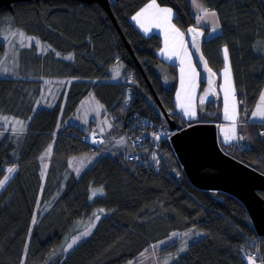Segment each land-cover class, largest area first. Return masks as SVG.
<instances>
[{
	"label": "trees",
	"instance_id": "trees-1",
	"mask_svg": "<svg viewBox=\"0 0 264 264\" xmlns=\"http://www.w3.org/2000/svg\"><path fill=\"white\" fill-rule=\"evenodd\" d=\"M148 1L111 0L115 20L99 3L76 0L20 2L13 11L0 14L4 23L8 19L46 45L41 70L37 57V70L29 76L0 77V180L10 167L18 169L0 191V264H128L158 242L193 227L202 229L203 237L184 251L172 243L169 264H249L252 258L244 254L264 253V238L244 204L226 192L192 184L167 134L158 135L168 161L159 173L103 154L88 169H70L65 181L60 177L40 193L42 155L49 146L53 145L50 158L55 165H69L73 155L98 151L77 139L83 130L59 129L61 119L74 114L90 94L106 106L121 130L126 119L139 129H149L153 121L168 130L156 109L157 98L182 125L196 122L178 115L175 93L162 90L152 74L154 63L164 62L159 55L162 38L145 34L131 20ZM157 1L173 8L181 29L195 24L190 0ZM200 1L217 12L222 28L204 43L218 86L227 46L240 112L252 114L264 90V0ZM5 50L0 39V56ZM120 64L123 67L114 73ZM170 67L177 81V69ZM119 73L123 80L115 81ZM48 77L58 80L53 88L60 87L50 104L45 99ZM204 108L210 113L201 114L197 122L223 121L222 97ZM248 124L249 141L220 144L243 162L259 163L264 173V122ZM95 188L103 193L93 195ZM94 215L99 217L95 223ZM87 218L89 228L95 225L91 234L66 249V235H77L76 224Z\"/></svg>",
	"mask_w": 264,
	"mask_h": 264
},
{
	"label": "rangeland",
	"instance_id": "rangeland-1",
	"mask_svg": "<svg viewBox=\"0 0 264 264\" xmlns=\"http://www.w3.org/2000/svg\"><path fill=\"white\" fill-rule=\"evenodd\" d=\"M190 2H191V5L193 6V12L195 13V15H194L195 16V24L190 25V26H195V27L200 28L204 31H205V29L203 27H207L209 29V31L208 32L205 31L206 32V39L207 38L209 39V38H212V37L219 35L222 32V28H221V24H220L217 12H216V14H217L216 18L210 17V18H207L205 20H198L197 18L201 15V13L198 10V8L196 7V5H198L200 2L199 5H203V7H205V8H206V6L200 0H190ZM145 5H143V7ZM163 6H167V5H163ZM143 7H141L137 12H139ZM168 7H170V6H168ZM170 8H172V7H170ZM207 9H209V8H207ZM209 10H211V9H209ZM212 11H214V10H212ZM174 16H175V12H174ZM174 16H173V22L175 23ZM5 19H7V18H5ZM7 20H5V21L8 24L4 23L3 20L0 18V39H1V42H3L6 45L5 53L0 56V77H17V78H20V77L29 76L31 73H33L34 71L37 70V68L35 66V62L33 60V58L36 60L37 57L41 58L40 59V65H39L40 70H41V66L43 65V60L45 58L44 49H45L46 45L41 40L39 41V39H37L35 37H31L30 35L26 34L24 30H22L21 28H19L17 26L12 25L13 23L10 22L9 20L7 21ZM131 20H132V18H131ZM142 21H143V23H145L147 21V19L145 17H143ZM175 25H176V23H175ZM217 25H219L217 31L212 32V28H216ZM178 28L180 30H182L186 36V30L187 29L183 30L180 27H178ZM17 32H22L24 34V39L22 41H21V37H19L17 35H13V33H17ZM156 34H158V33H156ZM29 37L32 39L31 40L27 39ZM186 39H187V36H186ZM187 43L189 46V50L191 51V53L193 55V50L189 45L188 39H187ZM162 48H163V39H162V46L159 49V55L161 54L160 52H161ZM45 51H46V49H45ZM203 53H204V44H203ZM228 53H229V51H228ZM193 58H194V55H193ZM223 60H224V65L221 69V72L225 68V63H227L224 56H223ZM229 60H230V56H229ZM194 61L196 63V66H197V69L199 72L200 90H198V92L196 90V92L194 94L191 91L190 96H189L186 89H181L179 94H178L179 104L177 105L176 100H175L177 90H178L177 89L178 77H177L176 88L174 91V93H175L174 100H175L177 108L182 103H184L185 105L191 103L193 106V110L195 111L196 114H195V116H189V115L185 116V114H182L178 109L176 110V112L178 113V115L182 116L184 118V120H186L187 122L188 121H196V122H193L192 124H194V123H216L217 126L223 125L224 124L223 122H218V123L217 122H197V120H199L201 114L210 113L208 110H206L204 108L210 102L207 103L206 105L205 104L202 105L198 102L199 94L201 93V91L203 90L205 85L202 83V74H201L199 65L197 64L195 58H194ZM164 62L167 63L170 67L171 63L166 62V61H164ZM230 66H231V62H230ZM121 67H123L122 64H120L119 66H116L114 73H116L117 70H120ZM175 67L177 69L176 65H175ZM141 69L143 70L142 66H141ZM231 69H232V66H231ZM170 70H171V67H170ZM177 73H178V71H177ZM119 75H121V74L119 73L118 76ZM56 79L57 78L54 79V78L48 77L45 81V88H46L47 93H48V95L46 94L45 99L49 100V104L52 103L54 99H56V94L54 92H58V90H60L59 85H58V87L56 86L55 88L52 87V85L58 81ZM114 80L120 81V80H123V78L120 77L119 79H116V76H114ZM124 81H127L129 83H135L136 85H138L137 82L134 81L132 78H128V79L125 78ZM218 81H219V77H218ZM218 81L216 82V84H217V87H218L219 92H220L219 86L221 85V80H220L219 86H218ZM201 87H203V88H201ZM262 94H264V90H263ZM262 94H261V96H262ZM220 97H221V94H220ZM157 101H158V98H157ZM45 102H47V101H45ZM211 102H216V101H211ZM260 103H261V97H260L258 104H260ZM222 104H223V100H222ZM156 109L158 110L159 114L161 115L163 125L168 126L169 129H171L162 109L160 108L161 109L160 110L157 107V105H156ZM182 110L185 112L184 108H182ZM256 111H257V107L253 113H255ZM236 112L238 113L237 114V116H238V120H237L238 123L237 124L239 125L238 131H236V129H235V133H233L232 129H230V127H228L227 128V130H228L227 131V137H231V136L235 135L236 137H238V140L236 141V139H230V140H227L228 143H233V142L237 143L240 141L241 142H247L250 140L251 132H250V127H249L248 121L249 122H264V117L253 115V113L248 114L246 112H240L239 105L236 109ZM170 117L172 118L173 121L180 124L182 127H187L189 125H192V124H190V122H188L189 125L184 126L175 118V116L170 115ZM150 124L154 126L153 121H149L147 126L150 127ZM68 126L77 127L79 129L83 130V132L86 131V133L79 132L82 135V139L85 140L87 138L86 135H89L91 142L95 141L96 143L100 144V145L96 146V150H98V151H92V152H88V153H84V154L73 155L69 158V165H67L65 163V161H64V165H62V164L61 165H55L53 160L50 158L52 153H53V145L49 146L42 155L43 160L41 162H43V163L41 164V175H42V182L43 183H42V186L40 188V193H44V190H45L47 184L50 183L51 186H53L54 183L56 184V180H58V178H60V177H62L63 181H65V179L67 178L68 171L70 169H75L76 171L80 170V169H83V171L88 169L103 155V153L109 154L112 156H117L114 154L117 152L119 154V156H117V157L121 158L122 161L126 162L127 164H131L136 168L144 169V167L140 165V163L142 161L138 158V156H137V159L136 158L131 159L129 157L131 154H134L135 152H137V147L132 142V138L134 136H138L139 134H141L144 131L143 126H141V129H139L135 123L126 119V120H124V128L121 130V128L118 126V123L115 122L114 119L109 117L108 109L97 98V96L95 94H90L87 97H85L83 99V101L80 103L79 107L77 108V110L75 111L74 114L69 115V117L65 118L64 120L61 119V121L59 123V129L66 128ZM154 127L157 128L160 126L155 125ZM221 130L225 131V127H222ZM177 132H172L170 130H166L167 137H170L167 139L171 140V138ZM239 137H243V139H240ZM220 141L221 140L219 139V142ZM86 143L89 146H91L88 142H86ZM228 143H226V144H228ZM102 144H103V147L105 149H108V151H110V152L104 151L102 149ZM221 147H222V145H221ZM10 168H15V172H13V173L8 172L7 173V176H9L10 178L7 181V183L4 185V187L14 177V175L16 174V172L18 170L17 167H10ZM154 172H156V171H154ZM157 173H159V172H157ZM172 174L174 176H177L176 170L172 169ZM4 187L0 188V191ZM100 190L101 189L95 188V189H93V192L95 191L96 195H101L103 192H101ZM94 216L98 217V215H94ZM96 220H97V218L94 220L93 223H95ZM90 221L91 220H89L88 218L78 221V223L76 224V227L74 228L75 231H80L77 233L78 236H81V234L86 232V231H89L91 234V232L93 231L94 228L88 227ZM81 230H83V231H81ZM174 234H176V235H174ZM174 234H173V236H170V238H166V239L158 242L151 250H147L146 253L143 254L142 256H140L136 261L128 263V264H169V262L172 260V254H168L167 250H168V247L172 243H178L179 248L177 247V251H184V250H186L187 246L192 241H194L195 239H199V238L203 237L204 231L198 227H193L189 230L176 232ZM77 235H73L72 238L70 237V233L66 235V239H65L67 241L65 243L66 249H69L67 247V245L69 243H71L72 239L74 237H77ZM89 235L81 236V239L77 242V244L81 240H83L84 238L88 237ZM161 242H164V243H161ZM181 249H183V250H181ZM258 251H260V250H258ZM260 252H262V251H260ZM243 257L245 258V254L243 255ZM249 264H264V260L262 258H252V260H251V262H249Z\"/></svg>",
	"mask_w": 264,
	"mask_h": 264
},
{
	"label": "water",
	"instance_id": "water-1",
	"mask_svg": "<svg viewBox=\"0 0 264 264\" xmlns=\"http://www.w3.org/2000/svg\"><path fill=\"white\" fill-rule=\"evenodd\" d=\"M29 1L33 0H0V14L13 11L16 3ZM76 1L97 2L115 20L111 10V0ZM190 28L197 27H188L186 36L193 50L194 58L199 65L202 83L205 85L199 94L198 102L206 105L211 101L220 99V92L216 84L218 74L210 66L203 53L206 32L197 28L202 35H195L188 31ZM127 45L132 52L130 45L128 43ZM207 69H211V72H208ZM212 73H215V76H212ZM152 74L160 81L162 90L166 92L175 91V77L167 63L155 62L152 67ZM158 102L171 129L176 130V132L179 130L171 138V144L190 182L198 188L207 191H223L238 198L246 207L258 235L264 237V196L262 195L264 193V173L258 169V163H246L227 154L219 142L216 123H194L182 127L172 120L159 99Z\"/></svg>",
	"mask_w": 264,
	"mask_h": 264
},
{
	"label": "snow or ice",
	"instance_id": "snow-or-ice-1",
	"mask_svg": "<svg viewBox=\"0 0 264 264\" xmlns=\"http://www.w3.org/2000/svg\"><path fill=\"white\" fill-rule=\"evenodd\" d=\"M196 7L198 8V10L201 13V15L197 18L198 20H205V19L210 18V17L216 18V16H217L215 11H212V10L205 8V7H203V5L198 4V5H196ZM146 15L150 16L154 21H160V22L168 24L169 28L171 29V32L173 33V51L170 53V55H181L182 57L188 58L187 69L185 68L184 59L183 58L181 59V87H182V89H185V87H186L185 73L187 71V87H186V90L190 96V93H191V91L195 85L194 77H195L196 73H195L194 68L191 65L190 54L187 53L186 50H184L183 41H182L183 33H181L178 28H176L174 25L171 24L172 10L170 8H161L156 3V0H151V3L147 4L144 9H141L139 12H137V14L134 17H132V19L141 23V26L143 27L144 24H143L142 18L145 17ZM156 26L157 27L161 26V23H157ZM218 27H219V25H217L216 28H212V32H216ZM188 31L195 34V35H202V33L198 32L197 28H190V29H188ZM13 35H17V36L21 37V41L24 39V34L22 32L13 33ZM177 37L181 38L178 47L176 44V38ZM27 39L31 40L32 38L29 37ZM167 50H168V40H167V36H166L164 51H167ZM181 50H183V51H181ZM223 53H224L225 58H227V56H228L227 46L224 47ZM205 67H206V62H205ZM207 71L211 72V69H207ZM212 76H215V73H212ZM222 76H223V84L221 85V88L223 89V92H224L225 118L233 121L232 131H233V133H235V120H236V107H235V103H234V101H235V88H234L233 82L231 80L230 66H226L222 70ZM209 83H211V80H209ZM229 97H231L233 100L232 115H229ZM180 106H181V108L185 109L186 115L195 116L196 113L193 110V106L191 103H189L187 105L182 103ZM253 115L264 117V94H262L261 103L257 105V111L255 113H253ZM3 119H7V118H3ZM18 123H22V122H18ZM236 138L237 137L235 135H233L231 137L226 136V140L236 139ZM239 138L243 139V137H239ZM7 171L9 173H13V172H15V168H9V169H7ZM77 171H79V170H77ZM9 178H10L9 176H4V178L2 180H0V188L4 187V185L7 183ZM100 191L102 192V189ZM93 195H96L95 191L93 192ZM97 219H99V217H97ZM92 227H95V225L93 224ZM89 234H90V232L86 231V232L82 233L81 236H87ZM174 235H176V234H174ZM81 236L74 237L72 239L71 243H69L67 245V247L72 248L73 245L77 244V242L81 239ZM161 243H164V242H161ZM181 250H183V249H181Z\"/></svg>",
	"mask_w": 264,
	"mask_h": 264
},
{
	"label": "crops",
	"instance_id": "crops-1",
	"mask_svg": "<svg viewBox=\"0 0 264 264\" xmlns=\"http://www.w3.org/2000/svg\"><path fill=\"white\" fill-rule=\"evenodd\" d=\"M151 3V0L148 1L147 4ZM156 3L161 7V8H170L168 6H163L161 5L157 0H156ZM146 4V5H147ZM200 4V2H199ZM146 5L142 8L144 9L146 7ZM207 8V7H206ZM172 10V18H171V24L174 25L176 28H178L175 23L173 22V16H174V11L172 8H170ZM192 11H193V6H192ZM194 13V12H193ZM137 13H135L133 15V17L136 15ZM195 15V13H194ZM145 18L147 19V21L144 24V26L142 27L141 26V23L137 22L136 20H133V23L140 29L142 30L145 34L147 35H150V34H154V33H158L162 39H163V48L161 50V58L166 61V62H169L171 64H174L177 66V71H178V82H177V94H176V103L177 105L179 104L178 102V94L180 92V90L182 89L181 87V59L183 58L184 61H185V68L187 69V64H188V58L187 57H182L181 55H170V53L173 51V33L171 32V29L169 28L168 24L166 23H163V22H160V21H154L150 16L146 15ZM157 23H161V26L157 27ZM147 29V30H146ZM179 29V28H178ZM179 31L181 33H183L182 30L179 29ZM166 36H167V40H168V50L167 51H164L165 49V40H166ZM180 37H177L176 38V44H177V47L179 46V42H180ZM182 41H183V46H184V50L187 51V53L190 54V60H191V65L192 67L194 68L195 70V77H194V80H195V85H194V88L192 89V93L194 94L197 90H200V85H199V82H200V77H199V72H198V69H197V66H196V63L194 61V58H193V55L191 53V51L189 50V46H188V43H187V39H186V36L185 34L183 33V37H182ZM183 51V50H181ZM223 56H224V53H223ZM225 58V56H224ZM226 62L225 63V67L226 66H230V60H229V53H228V56L227 58H225ZM230 74H231V80L233 82V85H234V88H235V81H234V78H233V72H232V69H231V66H230ZM221 85L223 84V76H222V72H221ZM185 80H186V87H187V71L185 73ZM221 85H220V94H221V97H222V100H223V125H218V132H219V137L221 139L222 142L224 143H228V141L226 140V136H227V128L230 127V129H232L233 127V121L230 120V119H226L225 118V102H224V92H223V89L221 88ZM185 87V89H186ZM175 103V104H176ZM235 107L237 109L238 105H239V100H238V97H237V94H236V88H235ZM232 104H233V100L231 97H229V115H232ZM177 107V106H176ZM182 114H185V112L182 110V108L180 106H178L177 108ZM237 112H236V120H235V129L236 131H238V128H239V125L237 124V120H238V116H237ZM185 116H187L185 114ZM222 127H225V131L221 130ZM238 140V137L236 138V141Z\"/></svg>",
	"mask_w": 264,
	"mask_h": 264
},
{
	"label": "built area",
	"instance_id": "built-area-1",
	"mask_svg": "<svg viewBox=\"0 0 264 264\" xmlns=\"http://www.w3.org/2000/svg\"><path fill=\"white\" fill-rule=\"evenodd\" d=\"M144 131L139 134L138 136H134L132 138V142L137 147V152L134 154H131L129 157L138 158L142 161L140 163L141 166L144 167L145 170L150 171H156L161 172L164 169H167V158L162 150V139H158L159 134H164V136L167 134L166 130L163 127H154L150 124V128L147 129L145 126H143ZM172 132H176L168 129ZM91 135V134H90ZM86 139L83 140L84 142H88L93 148L96 149V146L100 145L96 143L95 141L91 142L89 135H86ZM170 138V137H167ZM171 142V140H170ZM102 149L104 151H108V149H105L102 144ZM115 155L119 156V154L116 152ZM262 258L261 252L258 250L251 251L250 253L245 254V258Z\"/></svg>",
	"mask_w": 264,
	"mask_h": 264
},
{
	"label": "bare ground",
	"instance_id": "bare-ground-1",
	"mask_svg": "<svg viewBox=\"0 0 264 264\" xmlns=\"http://www.w3.org/2000/svg\"><path fill=\"white\" fill-rule=\"evenodd\" d=\"M77 139H79V140H82L83 141V139H82V135L78 132V134H77ZM103 154H105V153H103ZM258 165H259V163H258ZM260 166V165H259ZM263 173V172H262ZM263 194V193H262ZM254 226V225H253ZM255 228V227H254ZM256 230V229H255ZM257 232V231H256ZM258 234V233H257ZM260 237H263V236H260ZM264 238V237H263ZM147 251V250H146ZM146 251H144V252H142L140 255H139V257L140 256H142L143 254H145L146 253ZM261 256H262V259L264 260V253L263 252H261ZM138 257V258H139ZM137 258V259H138ZM136 259V260H137Z\"/></svg>",
	"mask_w": 264,
	"mask_h": 264
}]
</instances>
